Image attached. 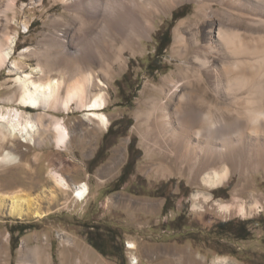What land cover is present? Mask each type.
Masks as SVG:
<instances>
[{"label":"rangeland","instance_id":"obj_1","mask_svg":"<svg viewBox=\"0 0 264 264\" xmlns=\"http://www.w3.org/2000/svg\"><path fill=\"white\" fill-rule=\"evenodd\" d=\"M33 2L15 0L14 11L4 14V8L0 10L1 29L17 36L13 57L0 70V106L35 117L37 111L19 104L18 74H11L9 66L13 59L36 66V57L22 59L23 49H38L44 34L61 33L53 26L55 19L73 24L75 15L56 0ZM195 8L194 3H184L167 17L158 15L151 39L143 40L142 49L135 56L125 51L127 65L115 66L107 84L106 127L99 129L85 117L88 112L72 107L70 112H50L70 129L67 147H56L53 134L45 128L33 146L19 139L0 138V157L14 147L20 158L14 164L0 160L2 192L23 188L31 196L49 195L55 189L50 170L61 173L71 185L86 182L89 188L83 201L75 198L72 188L55 189L57 200L42 203V211L47 213L42 218L20 220L0 213V264H18L21 246L29 252L26 264H46L36 258V248L43 249L51 264H62L61 253L71 248H86L93 264H135V258L136 264H215L222 260L227 264H264V172L240 176L230 169L222 185L207 190L187 169L179 173L174 163L171 174L158 173V160L149 163L139 131L134 129L136 112L145 109L137 106L139 101L181 64L173 53L175 29L195 14ZM91 10L89 6L84 12L89 15ZM71 27L78 28L76 21ZM95 27L92 24L91 30L79 32L83 47L91 55L99 52L103 62L110 64L122 48V39L114 40L112 50L107 46L108 30ZM166 40L170 44L158 58L159 43ZM90 67L93 72L100 71L97 64ZM155 68L159 70L153 72ZM52 77L58 74L53 72ZM13 96L14 101H9ZM50 117L45 116L46 124ZM119 148L125 149L120 156L114 153ZM39 182V188L31 190ZM240 204L246 208L245 214L239 211ZM219 205L230 208L222 210ZM224 223L227 225L222 226ZM129 242L135 244L134 250H129Z\"/></svg>","mask_w":264,"mask_h":264},{"label":"bare ground","instance_id":"obj_2","mask_svg":"<svg viewBox=\"0 0 264 264\" xmlns=\"http://www.w3.org/2000/svg\"><path fill=\"white\" fill-rule=\"evenodd\" d=\"M56 1L67 12H74L73 24L64 18L55 19L53 26L61 33L44 34L38 49H23L22 59L34 56L36 66L11 61L9 72L18 74L19 104L34 109L37 115L0 106L2 141L19 139L33 146L45 128L53 134L56 147H67L70 129L50 112H70L72 107L88 112L85 117L95 121L99 129L106 127L109 119L103 109L109 96L107 84L115 66L127 65L125 51L135 56L142 49L143 40L151 39L158 15L167 17L175 7L194 3L195 14L175 29L173 53L181 64L139 101L137 106L145 109L136 112L134 129L139 131L149 163L158 160V173L171 174L174 163L179 173L187 169L189 176L199 179L207 190L222 185L230 169L240 176L264 172V0ZM89 6L93 11L86 15ZM2 7L4 14L9 13L15 9V0H0V10ZM75 21L78 28L71 27ZM92 24L98 31L108 30L107 46L112 50L114 40L122 39V48L110 64L103 62L99 52L91 55L83 47L79 32L91 30ZM16 40L17 36L0 27V70L12 59ZM92 64H97L100 71L93 72ZM53 72L57 78L52 77ZM47 115L51 121L46 124ZM124 152V148L114 151L119 156ZM14 153V147L9 148L0 160L19 163ZM49 176L56 190L72 188L78 201L88 196L86 182L71 185L55 170H50ZM40 185L36 183L31 190ZM54 190L46 196H31L23 188L7 192L0 188V213L20 220L42 218L47 214L42 211V203L57 200ZM5 200L8 205L3 204ZM219 206L222 210L230 208ZM239 211L245 214L246 208L240 204ZM62 243L72 247L67 240ZM128 244L129 250L135 249L134 243ZM71 249L61 253L62 264H93L94 258L86 248ZM28 253L21 246L18 264H26ZM34 253L38 260L51 264L43 249L36 248Z\"/></svg>","mask_w":264,"mask_h":264},{"label":"trees","instance_id":"obj_3","mask_svg":"<svg viewBox=\"0 0 264 264\" xmlns=\"http://www.w3.org/2000/svg\"><path fill=\"white\" fill-rule=\"evenodd\" d=\"M170 44V41L169 40H166L163 44L160 42L159 43V46H158V49H157V52H158V54H157V57L158 58H161L162 56H163V52H164V50H166V48L168 47V45ZM159 70V68H155L154 70H153V72H156V71H158ZM96 157H97V155H96ZM96 157L95 158H93L92 159V161H94L95 159H96ZM123 176V174L121 175V177ZM227 225V223H224L222 226H226ZM12 233V232H11ZM16 249V246H14V248H13V251ZM98 250H99V248H98ZM103 254V253H102ZM104 256H105V254H103Z\"/></svg>","mask_w":264,"mask_h":264}]
</instances>
